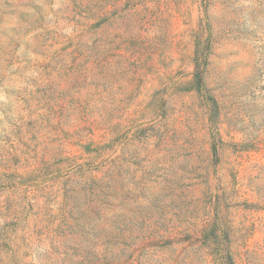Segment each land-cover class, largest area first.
<instances>
[{
    "label": "rangeland",
    "instance_id": "obj_1",
    "mask_svg": "<svg viewBox=\"0 0 264 264\" xmlns=\"http://www.w3.org/2000/svg\"><path fill=\"white\" fill-rule=\"evenodd\" d=\"M0 264H264V0H0Z\"/></svg>",
    "mask_w": 264,
    "mask_h": 264
}]
</instances>
